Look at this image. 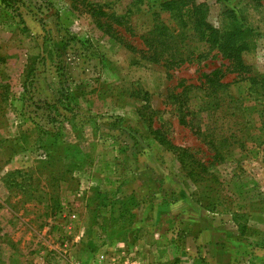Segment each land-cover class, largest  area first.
I'll list each match as a JSON object with an SVG mask.
<instances>
[{
  "label": "rangeland",
  "instance_id": "obj_1",
  "mask_svg": "<svg viewBox=\"0 0 264 264\" xmlns=\"http://www.w3.org/2000/svg\"><path fill=\"white\" fill-rule=\"evenodd\" d=\"M164 1L0 0V264H264V0H197L246 69Z\"/></svg>",
  "mask_w": 264,
  "mask_h": 264
},
{
  "label": "trees",
  "instance_id": "obj_2",
  "mask_svg": "<svg viewBox=\"0 0 264 264\" xmlns=\"http://www.w3.org/2000/svg\"><path fill=\"white\" fill-rule=\"evenodd\" d=\"M160 6L163 11H167L173 14L174 16L178 17L182 27L188 26L190 22L194 27L204 28L201 34L203 36H206L207 43L217 46L218 50L222 52L226 58H229L236 62L237 66H240L244 69L247 68L243 65L242 61L240 60L241 53L246 50V42L241 39L243 34L242 26L232 27V29L224 31L223 33H221L218 29L212 28L210 25L207 24L205 20L207 16V10L205 9L204 4L197 3V0H165ZM96 14L99 16H106L101 11H96ZM232 20L234 21V17ZM157 28H160V36L164 37V35L162 34V32L165 30L164 26L159 24ZM153 30L156 32V28H154ZM153 30L148 35H152L154 33ZM206 31H208V34H205ZM155 37L156 36H154L153 34V39H156ZM153 39L146 37L144 40V44L148 50L152 49L151 59L157 61L159 60V57L163 56L164 53L163 51L158 53L156 48L153 49ZM219 72V70L213 71L212 76H217ZM220 77L222 76L220 75ZM248 81L251 83V85L256 84V79H254V77H250ZM208 83L211 84L214 83V81L209 80ZM220 87H224L223 84H220ZM217 91L218 90H214L213 94ZM183 93H185V91H183ZM223 97L230 98V96L226 93H220L217 99L219 101H225L222 99ZM153 134L156 136L157 139H159L161 145L168 146L170 150H172L174 153H177V156L181 158L184 156L190 157L187 150L181 149L172 144L170 141L162 137L158 130L154 131ZM230 138H234V135L231 134ZM223 140L228 142V138H223ZM234 142H238L239 144L243 143L242 139H236Z\"/></svg>",
  "mask_w": 264,
  "mask_h": 264
},
{
  "label": "crops",
  "instance_id": "obj_3",
  "mask_svg": "<svg viewBox=\"0 0 264 264\" xmlns=\"http://www.w3.org/2000/svg\"><path fill=\"white\" fill-rule=\"evenodd\" d=\"M201 222L204 224L201 228L202 234L208 233V236L213 237L215 239V242L213 245L214 248L209 249V246H208L207 252H206V249H203L205 251V253L203 254L207 256L206 258L209 264H225L227 262L226 257L229 256L230 253L232 254V252L226 248V245H224L225 243L224 240L228 239L227 232L224 231L223 226L216 219H206L203 217ZM195 225L197 224L195 223ZM194 234L195 236L199 237V232L196 231ZM218 240H221V241H218ZM188 250L190 251V249ZM213 256L215 258H213Z\"/></svg>",
  "mask_w": 264,
  "mask_h": 264
},
{
  "label": "built area",
  "instance_id": "obj_4",
  "mask_svg": "<svg viewBox=\"0 0 264 264\" xmlns=\"http://www.w3.org/2000/svg\"><path fill=\"white\" fill-rule=\"evenodd\" d=\"M105 262H108V263H105ZM100 264H122V263L117 262V261H108V260H105L104 256H101L100 257Z\"/></svg>",
  "mask_w": 264,
  "mask_h": 264
}]
</instances>
